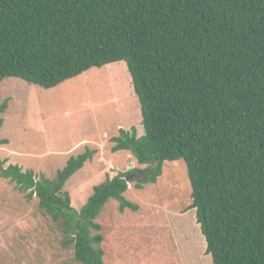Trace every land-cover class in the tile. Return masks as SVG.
Segmentation results:
<instances>
[{
	"label": "trees",
	"instance_id": "1",
	"mask_svg": "<svg viewBox=\"0 0 264 264\" xmlns=\"http://www.w3.org/2000/svg\"><path fill=\"white\" fill-rule=\"evenodd\" d=\"M119 61L143 134L119 129L111 151L143 169L106 178L78 211L63 186L92 150L52 179L1 162L0 178L37 198L72 264H104L103 206L136 211L126 179L144 175L131 180L141 189L181 159L204 254L212 264H264V0H0V82L49 89Z\"/></svg>",
	"mask_w": 264,
	"mask_h": 264
},
{
	"label": "rangeland",
	"instance_id": "2",
	"mask_svg": "<svg viewBox=\"0 0 264 264\" xmlns=\"http://www.w3.org/2000/svg\"><path fill=\"white\" fill-rule=\"evenodd\" d=\"M0 162L52 179L71 156L92 150L89 161L65 182L71 206L79 210L93 187L133 168L143 169L126 151L112 152L119 129L143 134L140 104L124 62L90 68L49 89L5 78L0 82ZM124 197L136 211L118 209L110 199L96 218L103 237L104 264H212L190 205L184 162H164L156 183ZM13 183L0 178V264H72V249Z\"/></svg>",
	"mask_w": 264,
	"mask_h": 264
},
{
	"label": "water",
	"instance_id": "3",
	"mask_svg": "<svg viewBox=\"0 0 264 264\" xmlns=\"http://www.w3.org/2000/svg\"><path fill=\"white\" fill-rule=\"evenodd\" d=\"M144 177V175H140V174H133V175H130L126 181L128 182L130 179H142Z\"/></svg>",
	"mask_w": 264,
	"mask_h": 264
}]
</instances>
